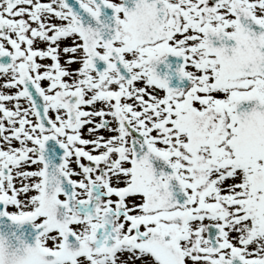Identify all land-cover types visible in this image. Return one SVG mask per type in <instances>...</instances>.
<instances>
[{
  "label": "snow or ice",
  "instance_id": "obj_1",
  "mask_svg": "<svg viewBox=\"0 0 264 264\" xmlns=\"http://www.w3.org/2000/svg\"><path fill=\"white\" fill-rule=\"evenodd\" d=\"M0 264H264V0H0Z\"/></svg>",
  "mask_w": 264,
  "mask_h": 264
}]
</instances>
